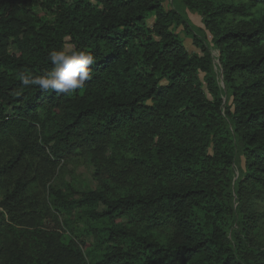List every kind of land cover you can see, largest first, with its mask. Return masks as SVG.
I'll use <instances>...</instances> for the list:
<instances>
[{
    "label": "trees",
    "instance_id": "16d2710c",
    "mask_svg": "<svg viewBox=\"0 0 264 264\" xmlns=\"http://www.w3.org/2000/svg\"><path fill=\"white\" fill-rule=\"evenodd\" d=\"M178 1L194 10L190 0ZM50 4L54 20L47 23L20 0H0V190L10 220L22 216L15 212L24 203L35 204L39 186L49 201L22 224L40 213L76 210L101 253L89 264H264V251L243 240H252L258 216L243 211L244 237L229 240L231 211L220 194L236 138L246 169L238 198L241 204L264 199V18L220 29V15L243 14L231 5L203 8L231 92L225 107L208 50L161 0ZM178 27L202 56L187 52L173 31ZM67 39L94 57L83 88L62 94L21 84V73L51 71L48 54L66 50ZM78 149L110 150L105 161L90 160L99 189L49 185L58 162ZM124 184L135 190L109 194ZM139 221L147 234L133 226ZM161 229L170 233L165 240L150 233ZM41 235L9 258L0 255V264H87L76 245L68 258L59 237Z\"/></svg>",
    "mask_w": 264,
    "mask_h": 264
},
{
    "label": "rangeland",
    "instance_id": "374dc122",
    "mask_svg": "<svg viewBox=\"0 0 264 264\" xmlns=\"http://www.w3.org/2000/svg\"><path fill=\"white\" fill-rule=\"evenodd\" d=\"M50 1L52 0H20L24 5H30L32 16L35 19L42 22H51L54 20L53 10L50 9ZM162 6L165 10L175 11L184 20L185 24L193 35H195L199 44L205 47L212 60V69L216 79L218 88L222 94L224 101V106H231V92L228 88V84L225 81L224 75L220 66V51L215 46L213 41V35L206 27L203 22V8H209L210 11L217 10L223 6H236L238 10L243 14L241 16L237 15H220L216 20V25L218 28H228L233 25H237L238 22H247L250 26H253L257 22L264 18V6H250L247 0H190L189 2L194 5L193 9H190L183 2L178 0H161ZM174 33L179 36L183 46L187 52L191 55L202 56L200 48L193 44L191 38H189L183 27L175 28ZM66 50L71 48L69 40H66ZM10 50H15L13 46ZM236 143V156L235 161L228 177L221 183V196L224 202L230 208L231 214L227 221L226 234L229 240L235 241L237 238L244 237L243 228L244 223L242 221V212L247 211L256 214L258 217L257 229L254 230L252 235V240L249 241L248 238H243L246 241V248L248 245L264 251V199L250 200L248 203L241 204L238 198V186L243 180L246 169H245V159L239 147V141L234 138ZM96 149V148H95ZM95 149H78L75 153L67 155L63 160L58 162L57 171L50 181L49 185L57 186L63 188L64 186L71 187L77 193H91L99 189V184L95 181L93 177L94 167L90 164L91 158L96 156L102 162L107 158H110V150L106 151L103 155L97 152L95 155ZM50 176V175H49ZM135 188L131 184L116 185L109 190V194L117 195L124 192H133ZM31 201L35 204L24 203L22 208L15 212V214H21L22 216H15V222L11 220L7 211H4L1 206V199L4 196V190H0V255L1 258H9L13 256L16 251L25 248V246L30 243L28 238L33 235V238L38 237L40 232L42 235L40 237H45L49 234H54L59 237L57 244L63 247V253L71 258L74 245H76L85 262L89 264L90 260L99 259L101 257L100 252H96V243L94 245L93 239L86 235L87 223L85 220L79 218V212L70 211L62 215H57L54 211L50 213L41 214L33 223L27 222L22 224L24 220L29 218V211L34 210L37 205L46 204L49 201V196L44 193L41 187L34 188ZM34 215L33 217H35ZM56 216V217H55ZM20 222V223H18ZM147 223L139 221L137 224L134 223L135 228L145 234H147L148 229L146 228ZM147 230V231H145ZM153 237L160 238V240H165L169 237L170 233L161 229L150 232ZM150 236V237H152ZM249 242V243H247ZM104 246L106 250L108 248Z\"/></svg>",
    "mask_w": 264,
    "mask_h": 264
},
{
    "label": "clouds",
    "instance_id": "9594fccd",
    "mask_svg": "<svg viewBox=\"0 0 264 264\" xmlns=\"http://www.w3.org/2000/svg\"><path fill=\"white\" fill-rule=\"evenodd\" d=\"M53 68L44 75L32 76L21 73V84L38 86L42 91L71 94L85 86L91 78L94 57L83 50H53L48 54Z\"/></svg>",
    "mask_w": 264,
    "mask_h": 264
}]
</instances>
